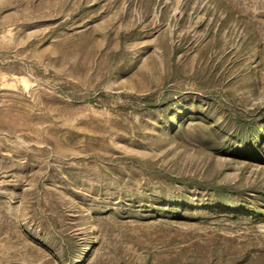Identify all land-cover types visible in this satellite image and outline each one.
I'll use <instances>...</instances> for the list:
<instances>
[{
  "label": "rangeland",
  "instance_id": "374dc122",
  "mask_svg": "<svg viewBox=\"0 0 264 264\" xmlns=\"http://www.w3.org/2000/svg\"><path fill=\"white\" fill-rule=\"evenodd\" d=\"M0 264H264V0H0Z\"/></svg>",
  "mask_w": 264,
  "mask_h": 264
}]
</instances>
